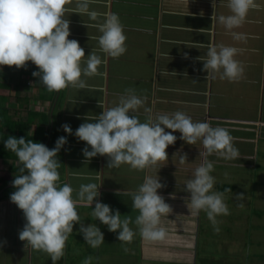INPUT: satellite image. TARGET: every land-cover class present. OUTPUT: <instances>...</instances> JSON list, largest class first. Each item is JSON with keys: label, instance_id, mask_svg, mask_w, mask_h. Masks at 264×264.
<instances>
[{"label": "crops", "instance_id": "1", "mask_svg": "<svg viewBox=\"0 0 264 264\" xmlns=\"http://www.w3.org/2000/svg\"><path fill=\"white\" fill-rule=\"evenodd\" d=\"M242 26L246 39L234 40L228 30L217 23L211 25L213 12L229 14L220 0H100L90 9L118 14L126 35V52L117 58L106 57L98 74L85 77L84 89L66 87L49 92L32 75L37 70L31 61L25 66L4 65L0 70V264H52L46 252L35 250L18 237L25 223L22 210L10 201L15 189L11 181L20 173L14 153L4 147L8 135L55 146L60 136L67 143L57 153L60 183H69L76 195L81 184L103 180L99 199L118 209L121 219L129 217L134 231L131 241L117 239L91 215L90 207H78L80 222L96 223L104 234V242L90 247L78 231L79 223L65 242L64 255L56 264H264V0H255ZM213 4L216 7H213ZM74 7V4L67 5ZM69 20V39H76L85 55L98 49L99 35L87 15L65 13ZM103 20V16L99 17ZM210 42L234 46L244 66L243 76L236 81L206 77L203 61ZM187 54V55H185ZM103 57V54L100 53ZM87 56L82 58V67ZM126 89L144 98V105L133 114L141 122L148 113L180 110L193 121H207L212 126L228 129L238 156L225 160L212 154L213 190L223 193L228 214L217 216L219 231L201 210L192 215L187 207L190 194L184 185L194 168L202 162L203 145H190L179 139L166 148L168 159L151 169L135 170L127 164L109 167L108 157L83 156L84 141L64 132L67 123L75 129L88 117L102 111L100 105L114 106ZM98 101L100 103H98ZM166 131H171L166 129ZM90 148V146H89ZM187 154L181 164L179 157ZM74 172L84 175H73ZM158 177L164 187L158 192L170 206L161 216L165 228L162 239H145L135 224L138 210L132 207V195L144 176ZM95 206L93 203L92 207ZM119 230H117L118 232ZM126 249V250H125Z\"/></svg>", "mask_w": 264, "mask_h": 264}, {"label": "clouds", "instance_id": "2", "mask_svg": "<svg viewBox=\"0 0 264 264\" xmlns=\"http://www.w3.org/2000/svg\"><path fill=\"white\" fill-rule=\"evenodd\" d=\"M98 2L100 0H0V70L4 65L20 68L31 61L37 66L32 75L39 77L49 92L66 87H88L82 75L90 77L98 74L99 66L106 57L117 58L126 52V35L118 14L110 11L101 13L89 8L91 3ZM220 3L226 5L229 14L217 15L214 11L213 28L219 23L234 40H245V33L233 29L243 25L251 8L258 7L255 0H220ZM69 4H74V7H68ZM213 7L216 5L213 4ZM68 12L89 17L92 23H83L87 28L98 30L99 35L90 37L98 41V49H92L85 55L79 42L69 39V20L65 18ZM101 16L102 21L99 20ZM240 51L234 46L210 42L206 56L198 58L203 61L206 77L239 80L244 74L243 64L236 59ZM85 56L87 59L82 67L81 61ZM143 105L144 98L137 96L134 90L126 89L114 106L100 105L102 111L88 117L75 132L67 123L62 128L86 142L82 149L86 159L105 155L109 167L127 164L138 171L151 169L168 159L166 148L178 139L174 134L176 131L180 133L179 139L190 145L200 141L203 145V151L199 152L202 162L194 168L191 178L184 185L185 191L190 194L186 198L187 207L194 216L203 210L213 230L218 232L217 216L227 215L228 207L223 193L213 190L215 177L211 173L214 162L208 157L215 154L225 160L237 158L238 149L233 145L228 129L214 127L207 121H193L191 116L180 110L158 112L153 116L148 107L144 108L148 115L141 122L133 113ZM66 143V136L58 137L52 148L42 142L26 140L24 136L8 135L3 139L4 147L16 155L21 165V174L11 181L15 190L10 193V201L22 210L25 220L18 237L31 248L46 252L52 264L64 255L65 242L77 223L78 231L90 247L97 248L104 242V234L96 223L85 226L80 222V206L90 207L91 215L106 225L109 231L115 232L119 241H131L134 235L129 227V217L121 219L118 209L97 199L103 182L101 176L95 178L99 183L81 184L75 196L69 183H60L57 153ZM186 160L187 154H181L180 163ZM73 175L84 173L74 172ZM162 187L164 185L158 174H146L137 190L131 193L132 207L139 212L134 222L145 239H162L166 234L160 220L171 208L158 192ZM91 259L86 257L82 264H90Z\"/></svg>", "mask_w": 264, "mask_h": 264}, {"label": "trees", "instance_id": "3", "mask_svg": "<svg viewBox=\"0 0 264 264\" xmlns=\"http://www.w3.org/2000/svg\"><path fill=\"white\" fill-rule=\"evenodd\" d=\"M19 174H21V173H19ZM19 174H18V175H19ZM0 198H2V197L0 196Z\"/></svg>", "mask_w": 264, "mask_h": 264}]
</instances>
